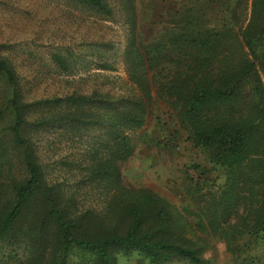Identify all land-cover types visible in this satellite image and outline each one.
I'll use <instances>...</instances> for the list:
<instances>
[{"label": "trees", "instance_id": "1", "mask_svg": "<svg viewBox=\"0 0 264 264\" xmlns=\"http://www.w3.org/2000/svg\"><path fill=\"white\" fill-rule=\"evenodd\" d=\"M65 1L115 15L109 0ZM115 2L128 28L132 94L31 97L0 43L3 264H118L133 254L151 264H203L204 235L224 237L232 252L244 237L264 238V0H141V12L138 0ZM51 58L69 69L64 53ZM161 102L224 178L189 208L194 223L159 194L123 179L135 150L130 132L142 129ZM45 134L83 140L85 152L48 161ZM58 170L67 175L58 178ZM194 232L203 236L196 241Z\"/></svg>", "mask_w": 264, "mask_h": 264}, {"label": "rangeland", "instance_id": "2", "mask_svg": "<svg viewBox=\"0 0 264 264\" xmlns=\"http://www.w3.org/2000/svg\"><path fill=\"white\" fill-rule=\"evenodd\" d=\"M109 1L115 8L112 18L80 9L65 0H0V43L7 46L4 49L24 76L23 83L31 97L94 90L116 96L134 93L124 60L128 28L115 0ZM164 2H160L158 12L164 9ZM138 4L140 12L146 8L141 6V0ZM152 29L148 30L149 37L153 35ZM55 52L64 53L69 60L67 71L52 61ZM105 64L112 70L104 69ZM153 108L146 125L130 132L135 150L122 166L125 185L152 190L167 199L175 212H182L194 223L195 216L189 214V208L197 199L201 201L215 193L224 178L210 170L205 155L188 141L167 104L161 102ZM56 136L45 134L41 139L48 161L84 154L83 140ZM197 166L210 173L201 174ZM65 175L66 170H58V178ZM196 234L203 236L201 232L192 233L196 241ZM203 237V264H264V238L250 241L244 237L232 252L224 237ZM118 264L151 263L133 254L120 256ZM167 264L191 263L178 260Z\"/></svg>", "mask_w": 264, "mask_h": 264}]
</instances>
